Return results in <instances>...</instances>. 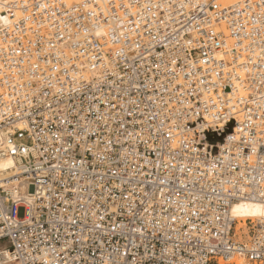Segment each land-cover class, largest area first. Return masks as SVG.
<instances>
[{
    "label": "built area",
    "instance_id": "built-area-1",
    "mask_svg": "<svg viewBox=\"0 0 264 264\" xmlns=\"http://www.w3.org/2000/svg\"><path fill=\"white\" fill-rule=\"evenodd\" d=\"M5 157L18 264H264V0H0Z\"/></svg>",
    "mask_w": 264,
    "mask_h": 264
},
{
    "label": "bare ground",
    "instance_id": "bare-ground-1",
    "mask_svg": "<svg viewBox=\"0 0 264 264\" xmlns=\"http://www.w3.org/2000/svg\"><path fill=\"white\" fill-rule=\"evenodd\" d=\"M242 0H220L222 3H236ZM224 23H221V27H224ZM216 31H220V28H215ZM222 29V28H221ZM223 30V29H222ZM226 37H228L227 30L223 31ZM229 41V38H228ZM228 50L231 51V46L228 47ZM234 59V58H233ZM231 61V58H229ZM232 124H228V131L231 130ZM15 173V163L10 157H5L0 159V176H11ZM17 193L21 196L30 197L31 189L27 187V179L25 177H20L19 184L17 188ZM231 214L233 216L239 217L242 219V222L239 225H245V219L251 217L252 219L264 218V205L259 201L255 200H240L235 202L231 206ZM8 248L5 243L0 242V264H18V262L12 260L8 256ZM239 262H242V259H239Z\"/></svg>",
    "mask_w": 264,
    "mask_h": 264
}]
</instances>
